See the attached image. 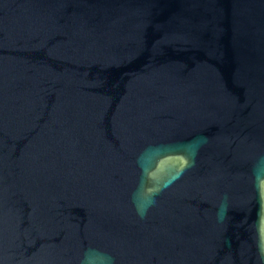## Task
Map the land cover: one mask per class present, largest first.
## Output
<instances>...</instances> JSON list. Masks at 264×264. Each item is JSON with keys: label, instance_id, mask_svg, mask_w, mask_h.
Listing matches in <instances>:
<instances>
[{"label": "water", "instance_id": "1", "mask_svg": "<svg viewBox=\"0 0 264 264\" xmlns=\"http://www.w3.org/2000/svg\"><path fill=\"white\" fill-rule=\"evenodd\" d=\"M0 264H264V0H0Z\"/></svg>", "mask_w": 264, "mask_h": 264}]
</instances>
